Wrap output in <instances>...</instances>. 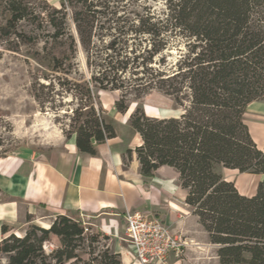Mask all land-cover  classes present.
Listing matches in <instances>:
<instances>
[{"label":"trees","instance_id":"1","mask_svg":"<svg viewBox=\"0 0 264 264\" xmlns=\"http://www.w3.org/2000/svg\"><path fill=\"white\" fill-rule=\"evenodd\" d=\"M108 2L61 0L59 7L37 11L29 0H0L8 13L0 31L13 36L15 45L37 40L17 29L21 21L51 29L43 54H33L39 64L36 101L52 104L61 96L54 86L68 82L66 65L74 59L76 41L86 52V65L98 69L90 76L93 87L119 93L117 113L125 114L129 101L153 91L169 98L179 111L176 116H147L138 103L128 116L140 137L133 150L138 174L153 178L164 166L177 173L185 205L217 247L218 264H264V149L256 147L242 119L252 102L264 98V0H164V12L144 8L142 15L135 14L137 21L118 32L122 38H113L102 55L90 46ZM171 48L174 59L167 53ZM75 87L81 90L79 105L71 109L62 132L66 140L74 139L79 153L95 157L98 146L116 132L91 88ZM131 155L130 149L123 153L125 168ZM223 168L260 176L256 193L239 194L223 177ZM84 229L80 216L58 215L48 229L32 225L21 237L11 233L2 239L0 254L7 264H76L84 242L87 248L97 243V235L85 237ZM51 235L59 247L45 255L42 244ZM87 254L84 264H93L97 258L91 249ZM99 258L100 264H120L107 248Z\"/></svg>","mask_w":264,"mask_h":264},{"label":"rangeland","instance_id":"2","mask_svg":"<svg viewBox=\"0 0 264 264\" xmlns=\"http://www.w3.org/2000/svg\"><path fill=\"white\" fill-rule=\"evenodd\" d=\"M29 1L37 11L42 9L44 11V9L49 10V6L59 7L61 0ZM108 1L107 10L95 23L96 34L95 37H92L90 46L93 50L101 52L102 55L107 52L104 46H107L113 38H122L118 32L127 31L132 23L137 21L135 14L142 15L144 8L157 14L165 11L164 0H141L137 3L131 0ZM7 16L5 6L0 3V29L4 26ZM17 29L27 35L36 36L37 40L32 45H15L16 41L13 36L4 37L0 31V159L14 155L29 156L47 153L64 142L66 139L62 131L68 122L67 116L71 115V109L77 108L79 105L77 99L80 98L81 90L80 87H75V84L91 88L96 102L103 109L105 108L107 121L113 125L120 139L119 142L122 144L120 150H124L130 145L135 146L139 142L127 122L128 116L137 103L150 117L178 115L179 111L173 102L155 91L144 96L138 102L129 101L128 111L125 114L117 113L114 102L119 98V93L100 91L93 87L90 76L98 69H95L94 65H86V52L77 41L74 59L71 60L69 67L68 63L66 65L69 70L68 82L63 83L60 87L57 84L54 86L53 92H57L61 96H55V103L52 104L39 103L34 97V93L40 91L39 87L34 85L35 72L39 70V64L33 59V54L35 52L43 54V47L48 46L50 42L46 36L51 32V29L44 23L41 28L36 29L34 25L26 21L19 22ZM66 44H69V40H66ZM11 47L13 49H10ZM167 53H170V59H174L176 56L174 48L167 50ZM41 64H46V61ZM43 91L50 93L52 88ZM158 177L173 180L174 173L164 169ZM179 217V220L184 221L183 229L191 233L190 236L188 234L177 235L186 245L182 247L177 257L173 255L170 257L168 264H172V262H177V264H218L217 247L209 243L207 234L198 223L196 216L192 215L186 219L183 218V215ZM32 225L41 228L40 225L31 224L21 230H14L12 234L21 237ZM83 227L85 228V237L97 235V243H93L91 248H87L89 243L84 242L82 249L77 251L80 262L76 264H84L88 261L90 257L87 252L90 249L93 252L92 256L97 258L93 264H100L99 256L106 248L110 254H117L120 264H136L131 257V247L125 235L123 221H120L115 227L114 236H107L92 225H83ZM58 247V239L53 238L52 235L42 244L45 255L50 254ZM0 264H7L6 256L3 254H0Z\"/></svg>","mask_w":264,"mask_h":264},{"label":"crops","instance_id":"3","mask_svg":"<svg viewBox=\"0 0 264 264\" xmlns=\"http://www.w3.org/2000/svg\"><path fill=\"white\" fill-rule=\"evenodd\" d=\"M242 119L256 147L263 150L264 98L252 102ZM135 136L137 146L140 137ZM119 141L116 134L99 145L95 157L79 153L72 138L47 153L0 159V241L27 225L48 229L54 217L65 214H76L83 225L95 226L101 233L114 236L115 227L123 221L126 211H149L172 234L189 235L191 232L183 229L184 221L179 220V216L186 219L192 214L184 203L186 193L178 185L177 173L164 166L153 178H142L138 174L135 146L120 150ZM126 149L132 155L125 168ZM164 169L174 173L173 180L158 177ZM221 173L246 197L256 193L261 179L258 175L224 168ZM3 226L9 230L5 234Z\"/></svg>","mask_w":264,"mask_h":264},{"label":"built area","instance_id":"4","mask_svg":"<svg viewBox=\"0 0 264 264\" xmlns=\"http://www.w3.org/2000/svg\"><path fill=\"white\" fill-rule=\"evenodd\" d=\"M123 223L131 257L137 264H168L186 245L149 211H126Z\"/></svg>","mask_w":264,"mask_h":264},{"label":"water","instance_id":"5","mask_svg":"<svg viewBox=\"0 0 264 264\" xmlns=\"http://www.w3.org/2000/svg\"><path fill=\"white\" fill-rule=\"evenodd\" d=\"M145 113V112H144ZM146 114V113H145Z\"/></svg>","mask_w":264,"mask_h":264},{"label":"bare ground","instance_id":"6","mask_svg":"<svg viewBox=\"0 0 264 264\" xmlns=\"http://www.w3.org/2000/svg\"><path fill=\"white\" fill-rule=\"evenodd\" d=\"M137 264V263H136Z\"/></svg>","mask_w":264,"mask_h":264}]
</instances>
